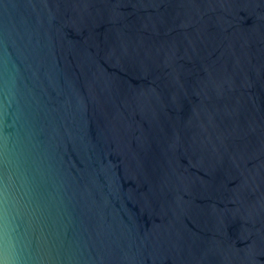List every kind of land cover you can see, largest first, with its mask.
<instances>
[{"label":"water","instance_id":"water-1","mask_svg":"<svg viewBox=\"0 0 264 264\" xmlns=\"http://www.w3.org/2000/svg\"><path fill=\"white\" fill-rule=\"evenodd\" d=\"M0 264H264V0H0Z\"/></svg>","mask_w":264,"mask_h":264}]
</instances>
